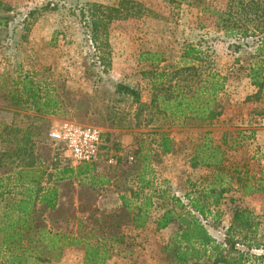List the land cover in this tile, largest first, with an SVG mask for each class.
Wrapping results in <instances>:
<instances>
[{
  "label": "trees",
  "instance_id": "trees-1",
  "mask_svg": "<svg viewBox=\"0 0 264 264\" xmlns=\"http://www.w3.org/2000/svg\"><path fill=\"white\" fill-rule=\"evenodd\" d=\"M64 1L72 5L69 10L89 57L102 65L111 24L138 17L144 9L136 0H117L113 4L88 1L81 5L75 0ZM179 1L199 5L201 17L212 18L233 51L253 48L246 66L253 92L245 100L264 103V0H220L218 4L210 0ZM0 8L10 10L1 0ZM9 20V14L0 12V28H6ZM212 53L188 43L181 48L178 60L168 63L162 52L142 50L138 59L149 66L142 71L150 82L148 102H141L137 89L123 83L114 85L119 98L135 104L131 117H140L139 122L147 113V123L153 122L156 129L148 141L138 140L136 148L122 147L109 132L101 133L103 143L117 150L115 163L111 164V187H104L110 182L93 174L99 162L80 164L73 172L65 158V167L53 187L44 193H40L43 188L32 186L39 182V175L28 178L29 185L19 192L0 185V264H50L59 261L70 247L82 252L81 264H110L115 256L133 261V231L144 228L150 217L155 232L174 226L161 247L167 264H264V212L258 214L249 207L235 205L223 234L216 229L221 216L218 205L228 192L239 196L264 193V150L257 148L252 154L244 150L253 144L249 140L255 129L242 128L234 137L225 131L218 142L205 133L194 144L188 162L190 167H203L207 173L197 181L187 180L189 190L182 195L172 192L167 180L158 181L154 176L153 158L172 149L171 137L160 128L164 123L204 127L218 122L223 114L221 95L227 75L215 67ZM25 77L19 82L34 122L19 139L9 136L18 128L10 124L0 128V173L10 172L14 164L31 167L35 161L33 151L47 140L49 145L53 143L45 132L43 116L58 114L62 108L57 87L51 81ZM106 101L99 116L107 126L121 129L134 125L128 112L116 108L114 101ZM12 103L22 105L19 98ZM252 111L264 116V107ZM231 152L236 153L232 158L228 155ZM250 157L259 164L250 163ZM1 180L0 176V184ZM69 186L75 189L70 212L62 203L63 189ZM229 200L235 201L233 197Z\"/></svg>",
  "mask_w": 264,
  "mask_h": 264
},
{
  "label": "rangeland",
  "instance_id": "rangeland-1",
  "mask_svg": "<svg viewBox=\"0 0 264 264\" xmlns=\"http://www.w3.org/2000/svg\"><path fill=\"white\" fill-rule=\"evenodd\" d=\"M10 10L0 8L1 13L9 14V25L0 28V128L10 124L18 128L9 136L19 139L25 128L32 126L34 114L28 108L26 94L19 82L24 80L51 81L57 87L60 97V111L55 115H45V132L49 136L52 128L62 120H72L79 124L98 127L105 135L127 134L128 144L139 140L148 141L156 129L154 123H147L150 118L145 114L140 118H132L135 104L119 98L114 92L116 83L127 84L141 94V102L150 99V82L142 76V71L149 68L139 61L142 50L160 51L168 63L177 61L181 48L185 44L200 45L203 50L212 53L213 63L222 74L227 75L221 101L224 111L220 120L204 127H190L179 124L164 123L162 128L172 139V149L166 154L153 158L155 172L161 179L167 180L172 192L178 195L189 190L187 180L197 181L207 173L203 167L192 168L189 165V153L205 133L218 142L222 133L229 131L232 137L242 128L255 129L253 144L245 146L247 154L258 149L264 150V116L251 112L253 108L264 107L263 101L245 100L253 92L246 66L251 60L252 47H244L233 51L229 39L223 31L213 24L212 18L201 17L199 5L179 0H136L143 6L138 17L121 19L110 26L108 47L102 52L103 65L95 64L88 54V48L82 41V34L77 21L71 14V4L64 0H1ZM78 5L88 1L113 4L117 0H75ZM214 4L220 0H210ZM33 10L31 14L28 12ZM52 38V39H51ZM238 59V60H235ZM153 68V67H152ZM105 69V71H104ZM18 89V93L16 91ZM14 93V96L11 94ZM20 100V106L12 101ZM106 100L114 101L116 108L128 112L131 127L115 129L107 126L99 116L105 109ZM250 120V125L247 122ZM138 122V125L135 123ZM39 145V152L44 159L55 152L53 143ZM52 142V141H51ZM61 156L64 154L59 152ZM239 155L241 152H237ZM233 154V155H232ZM236 153H228L232 158ZM47 156V157H46ZM238 156V155H237ZM46 157V158H45ZM62 158V157H61ZM250 163L259 164L250 157ZM264 162V159L262 160ZM261 161V162H262ZM75 189L71 186L63 189L64 209L70 212V204ZM230 197L235 199L230 202ZM246 206L260 214L264 212V193L239 196L228 192L218 205L221 212L219 231L223 234L230 223L232 208ZM154 227V226H153ZM153 227L142 231L140 240L136 241L133 261H118L111 264H167L162 244L167 240L174 226L159 232ZM135 234V232H134ZM138 234V231L137 233ZM82 252L68 249L61 259L50 264H81Z\"/></svg>",
  "mask_w": 264,
  "mask_h": 264
},
{
  "label": "crops",
  "instance_id": "crops-1",
  "mask_svg": "<svg viewBox=\"0 0 264 264\" xmlns=\"http://www.w3.org/2000/svg\"><path fill=\"white\" fill-rule=\"evenodd\" d=\"M115 136H116L115 140L117 142H119L122 147H125V148H133L134 147V143L128 144L130 142V140H128L127 134H123V133L118 134V132H117V134H115ZM136 147H137V143H136ZM33 153L35 155V161H34V164L31 165V167L27 168L26 166L24 167V166L14 164L15 166L14 165H13L14 167L12 166V169L10 172L0 173V176L2 178L0 185L2 187H5L6 189H9L12 191L15 190V191L19 192L21 189H23V187L29 185V183L27 181L28 178L36 177L37 175L40 176V180H39V182H35L34 184H32V186H37L39 188H43V190H41L40 193H44L45 191H47L53 187V185L55 183L56 176L61 173V171L65 167L66 162L64 161V159H62L60 157H56V159H53V153L49 154L47 159H44V156H41V154L39 152V148L35 149V151H33ZM5 163H6V161H2V164H5ZM16 163H19V161L17 160ZM80 164H83V163H79V164L69 163V166L73 172H77V167ZM152 165L154 167L155 179L158 181L162 180L161 178L158 177L157 173L155 172L154 162ZM113 168H114V166L107 163L106 161H100L99 164H97L93 170V174L96 176L97 179H99V180L106 179V180H108V182H110L109 185H104V187H111L112 186L111 184L114 180ZM13 172H19V173L13 174ZM9 173H12V174H10L8 176ZM6 176H8L7 179L5 178ZM83 177H82L83 179H86L87 174L84 175ZM74 184H75V187H77V184L75 182H74ZM58 192H59V198H60L61 188L58 189ZM144 193H146V190L144 191ZM117 200H118L117 203L120 202L118 198H117ZM58 201H59V199H58ZM153 225H154L153 219H152V217H150L149 220L147 221V223L145 224L144 228L134 230L133 235H134L135 241L140 240V236H142V231H145L147 228L151 229V226L153 227ZM137 231H138V234H136ZM134 232H135V234H134ZM68 249H74L75 250L76 248H74V247L66 248L64 250V252H66ZM76 250H78V249H76ZM134 254H135V252H134ZM114 259L116 261H118L117 259H123V258H121L119 256H115L109 261V263L111 264L113 262H116Z\"/></svg>",
  "mask_w": 264,
  "mask_h": 264
},
{
  "label": "built area",
  "instance_id": "built-area-1",
  "mask_svg": "<svg viewBox=\"0 0 264 264\" xmlns=\"http://www.w3.org/2000/svg\"><path fill=\"white\" fill-rule=\"evenodd\" d=\"M101 130L91 125L79 124L72 120H62L49 132L56 155L53 159L62 157L69 159L71 164L98 163L106 161L115 163L117 150L114 145H105ZM64 154L61 156L59 152ZM131 158V157H130Z\"/></svg>",
  "mask_w": 264,
  "mask_h": 264
}]
</instances>
